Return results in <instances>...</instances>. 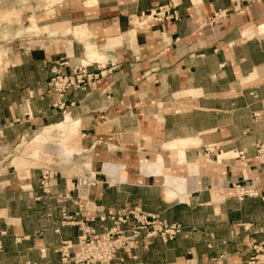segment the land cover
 <instances>
[{
  "label": "crops",
  "instance_id": "0c3cea01",
  "mask_svg": "<svg viewBox=\"0 0 264 264\" xmlns=\"http://www.w3.org/2000/svg\"><path fill=\"white\" fill-rule=\"evenodd\" d=\"M58 3L52 15L38 9L31 29L42 34L12 43L0 70V264H74L57 249H75L79 224L102 231L110 221L100 216L133 207L183 230L122 249L112 264H247L264 242V165L254 159L264 142V0ZM164 4L180 19L145 20ZM220 9L229 15L210 24ZM63 62L65 73L83 65L98 77L59 108L48 83ZM52 136L63 155L45 148ZM235 151L244 156L226 158ZM30 156L42 165L20 173ZM87 168L96 184L78 189ZM238 183L260 195L239 197Z\"/></svg>",
  "mask_w": 264,
  "mask_h": 264
},
{
  "label": "built area",
  "instance_id": "2783aa9c",
  "mask_svg": "<svg viewBox=\"0 0 264 264\" xmlns=\"http://www.w3.org/2000/svg\"><path fill=\"white\" fill-rule=\"evenodd\" d=\"M237 4V1H235ZM229 9L217 10L210 17V24H214L229 15ZM144 16V15H143ZM145 20L153 22H165L167 20H179L180 13L177 6L172 4L158 5L152 9ZM66 65L65 62L60 63L52 68V76L49 80L50 89L59 97L56 106L62 108L64 102L62 98L71 88H84L98 75L87 72L85 66H76L70 73L63 72L61 66ZM215 145L205 147L206 153H213ZM237 156H244L238 153ZM254 159L257 164L264 165V142L256 146ZM49 173L43 175L42 185L47 186L46 179ZM96 184L95 175L87 168L77 180L78 189H85L88 186ZM239 197L258 196L260 192L252 185L238 183L234 186ZM100 221L109 220L110 225L104 227L102 231H98L94 226L79 224L81 234L75 245L70 241H64L57 249L62 256V260H71L74 264H112L116 259L120 250L125 248H135L141 243H149L152 238L158 237L163 242L174 239L183 230V225L178 222H169L158 213H151L140 207L131 209L109 210L106 215L100 216ZM72 216L66 210H62V223H72ZM73 250L71 253L70 250ZM255 251L247 264H255L259 262V255H264V242L252 245ZM30 264V263H26Z\"/></svg>",
  "mask_w": 264,
  "mask_h": 264
},
{
  "label": "rangeland",
  "instance_id": "374dc122",
  "mask_svg": "<svg viewBox=\"0 0 264 264\" xmlns=\"http://www.w3.org/2000/svg\"><path fill=\"white\" fill-rule=\"evenodd\" d=\"M19 0H0V70L7 64L10 63L9 61V53L8 51L10 50L11 44H20L23 41H27V36H29V41H31V44L34 45L35 42V36L36 35H41L42 31L41 30H33L32 25L33 23H37L38 17L36 16V12L38 9H42V7L46 8V12L48 14L56 13L58 11L62 10V7L59 6L58 2H67L68 0H24L27 2V5L23 10H21L20 5H14L17 3ZM20 2V1H19ZM39 4V5H38ZM57 4V5H54ZM28 10V14L23 15V20H22V11L25 12ZM29 19L28 23L24 22V20ZM28 24V28H27ZM6 25L11 26L13 25L14 29H17L15 32L13 38H10V36H6L7 30L10 28L6 29ZM35 28V27H34ZM23 30V32H21ZM25 30V31H24ZM27 30V32H26ZM67 139V141H70L72 144L75 145L77 142L76 140L79 138V134L76 132H72L71 134L68 132L67 135L62 136V138ZM59 141L55 140L54 137L52 136L49 138L45 145V148H49L48 152L50 150L51 154L55 152L57 155L59 152L63 155V150L59 149L58 144ZM63 145V144H62ZM48 146V147H47ZM20 150L19 147L15 149V152ZM47 150V149H46ZM80 150V149H79ZM78 152V151H76ZM14 154V152H13ZM238 155V152H230L227 154V157H235ZM45 161H49L48 163L52 162V155H45ZM43 161L42 156L35 158L30 156V159L28 161L24 162L23 165L17 167L19 169L20 173L28 171L31 167H37L41 166ZM17 169V170H18ZM260 263L259 264H264V257L259 258ZM171 264H192L190 261H177L175 263ZM257 264V263H255Z\"/></svg>",
  "mask_w": 264,
  "mask_h": 264
}]
</instances>
